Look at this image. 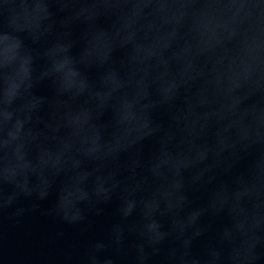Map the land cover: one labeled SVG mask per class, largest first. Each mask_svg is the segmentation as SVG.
Instances as JSON below:
<instances>
[{
  "label": "water",
  "instance_id": "water-1",
  "mask_svg": "<svg viewBox=\"0 0 264 264\" xmlns=\"http://www.w3.org/2000/svg\"><path fill=\"white\" fill-rule=\"evenodd\" d=\"M0 264H264V0H0Z\"/></svg>",
  "mask_w": 264,
  "mask_h": 264
}]
</instances>
